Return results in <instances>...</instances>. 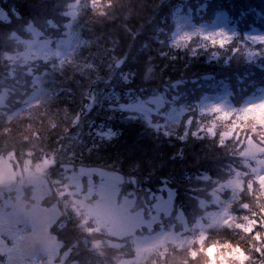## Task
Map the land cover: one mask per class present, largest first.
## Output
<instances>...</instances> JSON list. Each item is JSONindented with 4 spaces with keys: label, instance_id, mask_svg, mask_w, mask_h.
Masks as SVG:
<instances>
[{
    "label": "trees",
    "instance_id": "trees-1",
    "mask_svg": "<svg viewBox=\"0 0 264 264\" xmlns=\"http://www.w3.org/2000/svg\"><path fill=\"white\" fill-rule=\"evenodd\" d=\"M263 1L211 0L216 11L208 15L201 9L208 0H0V83L13 88L10 81L18 78L23 87V96L17 98L2 85L9 99L0 105V159L6 157L14 166L22 161L51 162L45 169L53 187L51 199L62 200L70 208L59 211L51 232L62 250L69 249L67 257L87 262L101 251L97 235L103 238V234L91 228L63 193V176L78 167H91L118 172L121 192L172 190L177 209L186 216L193 211L190 226L195 215L209 209L200 207L201 197L210 199L212 191L238 174L242 189L233 211L245 221L210 229L201 240L187 245L168 242L139 264L264 262V195L242 154L249 138L264 147V111L244 109L251 98L264 92V42L247 38L254 27L264 31V19L253 22L254 15L250 23L243 22L239 43L252 51L240 55L241 59H233V37L211 42L200 37L199 44L192 40L175 44L172 39L181 11L190 13L192 23L210 20L225 10L237 19L249 10L259 12L257 6ZM73 3L80 6L76 30L82 39L74 61L24 59L26 47L18 36L29 38L30 25L35 29L40 23L50 25L54 18L62 25ZM56 33L52 45L65 35L59 27ZM46 72L55 81L51 96L23 111L35 91V77ZM225 88L234 92L241 111L195 109L200 97ZM174 89L193 110L186 111L171 131H165L163 123L153 127L123 108ZM108 124L123 128L124 136L114 138L104 127ZM123 242L133 250L129 237ZM122 253L117 250L114 259L122 258ZM129 253L134 255V250Z\"/></svg>",
    "mask_w": 264,
    "mask_h": 264
},
{
    "label": "rangeland",
    "instance_id": "rangeland-1",
    "mask_svg": "<svg viewBox=\"0 0 264 264\" xmlns=\"http://www.w3.org/2000/svg\"><path fill=\"white\" fill-rule=\"evenodd\" d=\"M257 8L259 12L249 10L237 19H232L230 12L221 11L219 17L216 15L210 23L206 21L199 25L192 23L190 13L181 11L178 18L180 26L173 43L181 44L192 40L199 44L197 40L200 39V35L209 38L210 42L211 39L223 40L227 36L233 37L231 39L233 59H241L240 55L245 57L252 48L239 43L240 28L244 21L250 23L254 15L253 22L264 19V1ZM79 9L78 4H71L63 15L62 25L58 18L51 20L50 25L40 23L36 29L30 25L32 31L29 38H21V35L14 33V36L25 42L23 44L26 51L21 54L22 57L26 60L31 59L30 61L36 58L46 61L54 57L60 64L72 63L82 43L81 36L76 30ZM235 13L238 14L237 11ZM168 26L169 23L161 30L162 39H165ZM58 27L65 35L53 47L50 40L57 34ZM250 35L256 40H264V32L257 29H253ZM35 78L37 83L35 91L26 99L28 104L26 103L23 111H31L33 107L44 103L48 96H51L55 84L52 74L46 72ZM10 83L13 88L4 82L0 83V105L9 99V91L2 90V85L12 90L17 98L23 96V87L19 85V79L14 78ZM178 94V97H173ZM167 95H171L172 98L168 99ZM177 104H180L179 107ZM166 105L169 109L160 111ZM187 105L190 107L186 99L181 97L180 91L174 89L169 93L148 96L145 101L138 100L124 105L123 108L131 114L143 117L153 127L163 123L161 124L163 129L171 131L185 117L186 111L193 110L187 108ZM201 107L203 111H241L234 92L228 88L209 93ZM245 110L264 111V92L257 98H251ZM242 154L245 158L244 163L250 168L255 179L254 182L260 185L261 191H256L264 195V147L253 138H249ZM50 164V161L40 164L22 161L14 166L6 157L0 159V264H139L150 258L153 251L165 247L168 242L187 245L194 239L201 240L210 229L234 221H245L233 211V205L242 189V180L238 174L212 191L210 199L208 196L201 197L200 207L209 209L205 210V214L195 215V220L190 226L188 218L193 211H189L186 216L183 210L177 209L172 190L164 188L155 193L121 192L119 184L123 180L118 172L78 167L63 176V193L75 206L84 210L82 212L87 214V218L94 219L96 226L91 228L103 230L106 234L100 233L103 238L97 235L101 251L92 261L77 262L70 256L67 257L69 249L62 250L61 242L51 232L59 211L64 209L69 212L70 208L62 200L57 202L51 199L53 187L45 173ZM68 167L70 166L65 168ZM248 192L249 187H246L245 193ZM165 223H168V228H164ZM129 235H133L131 247L134 255L129 253L133 250H127L123 242ZM117 250L123 252L120 259H114Z\"/></svg>",
    "mask_w": 264,
    "mask_h": 264
},
{
    "label": "snow or ice",
    "instance_id": "snow-or-ice-1",
    "mask_svg": "<svg viewBox=\"0 0 264 264\" xmlns=\"http://www.w3.org/2000/svg\"><path fill=\"white\" fill-rule=\"evenodd\" d=\"M201 9L204 13L208 14L210 13V10L212 12H215V8L211 7V0H208V3L204 4L201 6ZM217 14V17H219V13H216ZM111 119V118H109ZM121 123H123V121H121ZM105 128H107L109 130V134L110 135H113L114 138H119V137H122L124 136V129L123 128H120V129H117L115 126L111 125V124H108V125H104ZM136 149V145L133 144L131 146V151H135Z\"/></svg>",
    "mask_w": 264,
    "mask_h": 264
},
{
    "label": "water",
    "instance_id": "water-1",
    "mask_svg": "<svg viewBox=\"0 0 264 264\" xmlns=\"http://www.w3.org/2000/svg\"><path fill=\"white\" fill-rule=\"evenodd\" d=\"M119 64V63H118Z\"/></svg>",
    "mask_w": 264,
    "mask_h": 264
}]
</instances>
